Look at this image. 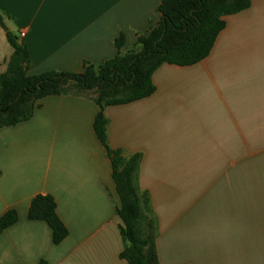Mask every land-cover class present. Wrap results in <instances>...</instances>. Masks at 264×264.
<instances>
[{
    "label": "crops",
    "instance_id": "crops-1",
    "mask_svg": "<svg viewBox=\"0 0 264 264\" xmlns=\"http://www.w3.org/2000/svg\"><path fill=\"white\" fill-rule=\"evenodd\" d=\"M160 2L0 0V12L28 45V74L81 72L85 61L113 58L121 34V52L139 48ZM225 21L203 60L164 63L150 96L104 109L109 145L141 154L137 181L159 264H264V0ZM12 52L0 26V72ZM39 103L30 119L0 128V216L19 214L0 234V264H128L94 95ZM37 194L56 201L69 230L60 244L45 221L27 217Z\"/></svg>",
    "mask_w": 264,
    "mask_h": 264
},
{
    "label": "trees",
    "instance_id": "trees-1",
    "mask_svg": "<svg viewBox=\"0 0 264 264\" xmlns=\"http://www.w3.org/2000/svg\"><path fill=\"white\" fill-rule=\"evenodd\" d=\"M251 0H161L160 20L146 34L138 36L139 48L121 52L124 34L116 39L118 53L99 63L84 62L81 72L48 70L28 74V45L5 25L13 52L7 69L0 72V128L30 119L39 100L49 95L93 91L100 110L94 119V130L105 147L113 167V179L119 196L117 213L125 242L120 256L128 264H159L155 246V222L145 211V199L138 187L141 154L125 157L121 149L112 148L107 138L104 109L109 105L125 104L150 96L156 86L153 73L164 63L192 65L209 55L225 16L248 8ZM29 220L45 221L52 230V241L60 244L69 230L57 213V204L50 194H37L30 203ZM19 220L16 209L0 216V234ZM40 264H47L42 260Z\"/></svg>",
    "mask_w": 264,
    "mask_h": 264
},
{
    "label": "rangeland",
    "instance_id": "rangeland-1",
    "mask_svg": "<svg viewBox=\"0 0 264 264\" xmlns=\"http://www.w3.org/2000/svg\"><path fill=\"white\" fill-rule=\"evenodd\" d=\"M87 94H89V95H95V93L93 92V91H88V92H86ZM124 155V154H123ZM125 156V155H124ZM125 157H127V156H125ZM147 209H146V204H145V211H146ZM148 213V212H147Z\"/></svg>",
    "mask_w": 264,
    "mask_h": 264
},
{
    "label": "built area",
    "instance_id": "built-area-1",
    "mask_svg": "<svg viewBox=\"0 0 264 264\" xmlns=\"http://www.w3.org/2000/svg\"><path fill=\"white\" fill-rule=\"evenodd\" d=\"M20 35H21V36H24V35H25V31H22V32L20 33Z\"/></svg>",
    "mask_w": 264,
    "mask_h": 264
}]
</instances>
